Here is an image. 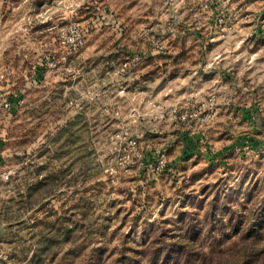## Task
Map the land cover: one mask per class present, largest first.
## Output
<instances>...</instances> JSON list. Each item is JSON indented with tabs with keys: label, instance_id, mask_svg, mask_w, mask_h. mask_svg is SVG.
Here are the masks:
<instances>
[{
	"label": "rangeland",
	"instance_id": "obj_1",
	"mask_svg": "<svg viewBox=\"0 0 264 264\" xmlns=\"http://www.w3.org/2000/svg\"><path fill=\"white\" fill-rule=\"evenodd\" d=\"M143 2L0 0V264H264V65L207 124L176 123L159 52L114 51L161 42ZM247 8L264 35V0Z\"/></svg>",
	"mask_w": 264,
	"mask_h": 264
},
{
	"label": "crops",
	"instance_id": "obj_2",
	"mask_svg": "<svg viewBox=\"0 0 264 264\" xmlns=\"http://www.w3.org/2000/svg\"><path fill=\"white\" fill-rule=\"evenodd\" d=\"M143 1V17L155 14L158 30H141L139 35H159L162 47L154 44L155 50L151 42L142 40L140 45L130 46V42L114 51H150L149 56L151 50L159 52L157 65L162 70L158 88L153 90L161 100L158 107H179L202 100L211 92L215 94L216 116L219 108L231 106L229 99L235 93L237 99L242 97L251 58L260 61L257 66L264 65L263 32L247 25V6L256 0H230L210 10L197 7L201 0H173L170 6L167 0ZM219 14L226 18V24H217ZM170 25L173 29L166 30Z\"/></svg>",
	"mask_w": 264,
	"mask_h": 264
},
{
	"label": "built area",
	"instance_id": "obj_3",
	"mask_svg": "<svg viewBox=\"0 0 264 264\" xmlns=\"http://www.w3.org/2000/svg\"><path fill=\"white\" fill-rule=\"evenodd\" d=\"M228 2H230V0H201L197 7L204 10H210L213 8H217L218 5L227 4ZM216 22L218 25H224L226 24V18L219 14L216 17ZM81 42V39L78 38V41L74 44L73 49H76ZM156 45L160 48L162 47V44L160 42H157ZM140 59L141 57H139L138 55H134L130 60L126 61L123 64V67L127 66L130 68L137 64ZM214 100L215 94L210 92L202 100L193 102L189 106L186 105L185 107L181 108L174 106L170 108L169 114L173 116L176 123H182L194 129L196 127L207 124L213 118L215 113ZM131 143L132 147H135V142L131 141ZM127 157H130V155L128 154ZM131 157H136L138 160L144 159L143 154H141L136 148L132 150ZM142 163L148 171H163L167 166L166 153L162 150L157 151L155 152V157L153 156L151 159L146 160L145 162L143 160Z\"/></svg>",
	"mask_w": 264,
	"mask_h": 264
},
{
	"label": "trees",
	"instance_id": "obj_4",
	"mask_svg": "<svg viewBox=\"0 0 264 264\" xmlns=\"http://www.w3.org/2000/svg\"><path fill=\"white\" fill-rule=\"evenodd\" d=\"M252 261V260H251ZM251 261H249V262H247V263H243V264H250L251 263Z\"/></svg>",
	"mask_w": 264,
	"mask_h": 264
}]
</instances>
